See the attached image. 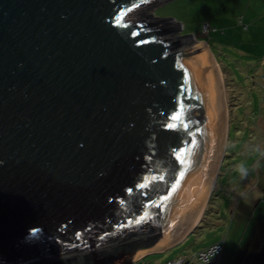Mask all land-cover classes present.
Segmentation results:
<instances>
[{
    "label": "water",
    "instance_id": "95a60500",
    "mask_svg": "<svg viewBox=\"0 0 264 264\" xmlns=\"http://www.w3.org/2000/svg\"><path fill=\"white\" fill-rule=\"evenodd\" d=\"M163 1L0 0V264H123L98 252L157 233L133 264L192 232L224 96L207 46L151 15Z\"/></svg>",
    "mask_w": 264,
    "mask_h": 264
},
{
    "label": "rangeland",
    "instance_id": "374dc122",
    "mask_svg": "<svg viewBox=\"0 0 264 264\" xmlns=\"http://www.w3.org/2000/svg\"><path fill=\"white\" fill-rule=\"evenodd\" d=\"M248 2L164 0L162 5L150 12L155 18L171 17L181 24L177 36L191 34L196 41L207 43L217 61L227 119L222 161L209 193L211 196L196 223L197 228L195 226L192 233L174 244V248L161 254H149L137 264L174 262L177 258L184 259L182 264H201L198 253L216 244L223 248L224 239L234 242L237 226L252 231L243 238V248L248 245L257 227L261 209L252 213L243 211L246 203L258 193L253 189H260L254 185L258 177L256 163L261 164L264 160V89H260L264 80V66L258 70L260 55H264V36L263 45L259 47L254 32L246 33L250 16L255 18ZM203 28H207V31ZM235 87L240 88L241 92H234ZM240 163L248 168L246 178H241L236 171V165ZM235 251L233 249L232 253ZM246 262H250V259ZM232 263L242 264L234 260Z\"/></svg>",
    "mask_w": 264,
    "mask_h": 264
},
{
    "label": "crops",
    "instance_id": "0c3cea01",
    "mask_svg": "<svg viewBox=\"0 0 264 264\" xmlns=\"http://www.w3.org/2000/svg\"><path fill=\"white\" fill-rule=\"evenodd\" d=\"M248 5H249L248 7L250 6L252 7V12L255 15V18L254 16L251 15L250 25L244 28L247 29L246 33H250V31L254 32L256 36V43L260 47L261 45H263L262 39L264 36V0H249ZM203 43L207 46L209 52L212 55L214 62L217 65V61L212 51L210 50L209 46L205 41ZM260 60L261 62L258 70H260L262 66H264L263 54L260 55ZM257 73L259 74V71H257ZM260 89L261 90L264 89V80L261 83ZM256 165H257L256 172L258 177L254 185L255 186L258 185L260 189H257L256 187H255L256 189H253L255 191L257 190L258 193L253 195L254 197L252 196V199L249 200L248 203H246L247 205L246 207H244L245 211H243L245 213L246 212L252 213L258 209H261L262 215L258 216L257 218V224H256L257 227L254 228L253 236L251 238L249 237L250 241L248 242V245L244 246L243 248L242 247L243 238L247 233H250L252 231H250L249 228L243 229L242 226H237L234 231H236L238 238L236 236L235 241L232 243L228 239H224L223 242L225 243V245L223 246V248L221 247L222 250L220 252V255L217 258H215V260L210 264H231L232 260H234L235 263L242 262V264H264V160L261 162V164L256 163ZM260 206L263 207L260 208ZM254 217L255 216H253V218ZM174 247L175 245L161 251L142 254L136 260L133 261V264H137L142 258H144L149 254H155V253L161 254ZM241 248L243 249L241 250ZM233 249H236L235 253H232ZM247 259H250V262H246Z\"/></svg>",
    "mask_w": 264,
    "mask_h": 264
},
{
    "label": "trees",
    "instance_id": "16d2710c",
    "mask_svg": "<svg viewBox=\"0 0 264 264\" xmlns=\"http://www.w3.org/2000/svg\"><path fill=\"white\" fill-rule=\"evenodd\" d=\"M160 21L163 23L166 22L165 19H160ZM233 91L241 92V89L240 88L237 89L235 87ZM238 94L241 95V93L239 92ZM238 106H240V103L238 104ZM157 237H158L157 233H152L148 231H141L139 233L138 232H127L122 237H115V238L110 239L108 242L110 245L101 249L98 252V254L100 257L125 255V256H131L132 258L137 252L143 249L152 247V245L156 242ZM216 245H219V244H216ZM78 258L79 257H76V256H66V257H63V258L61 257V258H58L52 261H44V262H39L36 264H77ZM81 260H82V264H92L90 260V256L88 254L81 256ZM177 260L179 259L178 258L175 259V261ZM167 263H159V264H167Z\"/></svg>",
    "mask_w": 264,
    "mask_h": 264
},
{
    "label": "built area",
    "instance_id": "2783aa9c",
    "mask_svg": "<svg viewBox=\"0 0 264 264\" xmlns=\"http://www.w3.org/2000/svg\"><path fill=\"white\" fill-rule=\"evenodd\" d=\"M203 29L205 30V32L207 31V28H203ZM220 252H221V247L219 245H214L207 251L200 252L198 254V259L200 260V262H202L201 264H210L215 260V258L218 257L217 255L220 254ZM183 262L184 259H179L175 262H168L167 264H182Z\"/></svg>",
    "mask_w": 264,
    "mask_h": 264
},
{
    "label": "clouds",
    "instance_id": "9594fccd",
    "mask_svg": "<svg viewBox=\"0 0 264 264\" xmlns=\"http://www.w3.org/2000/svg\"><path fill=\"white\" fill-rule=\"evenodd\" d=\"M0 163H3L0 161ZM236 171L240 174L241 178H246L248 173V168L245 166L244 163H240L236 165ZM27 239V238H26Z\"/></svg>",
    "mask_w": 264,
    "mask_h": 264
},
{
    "label": "flooded vegetation",
    "instance_id": "af4514ba",
    "mask_svg": "<svg viewBox=\"0 0 264 264\" xmlns=\"http://www.w3.org/2000/svg\"><path fill=\"white\" fill-rule=\"evenodd\" d=\"M118 257H119V255H118ZM121 257H123V261H122L123 264H129L131 256L121 255ZM102 264H104V263H102Z\"/></svg>",
    "mask_w": 264,
    "mask_h": 264
},
{
    "label": "bare ground",
    "instance_id": "6f19581e",
    "mask_svg": "<svg viewBox=\"0 0 264 264\" xmlns=\"http://www.w3.org/2000/svg\"><path fill=\"white\" fill-rule=\"evenodd\" d=\"M224 104H225V103H224ZM226 119H227V118H226ZM212 185H213V184H212ZM210 191H211V190H210ZM202 212H203V210H202ZM201 215H202V213H201ZM201 215H200V217H201ZM200 217H199V219L197 220V222H196V223H198V222H199V220H200ZM196 225H197V224H195V226H196ZM195 226H194V227H195ZM194 227H193V228H194ZM193 228H192V229H193ZM192 229H191V230H192ZM184 237H185V236H184ZM184 237H183V238H184Z\"/></svg>",
    "mask_w": 264,
    "mask_h": 264
},
{
    "label": "snow or ice",
    "instance_id": "6c2138e0",
    "mask_svg": "<svg viewBox=\"0 0 264 264\" xmlns=\"http://www.w3.org/2000/svg\"><path fill=\"white\" fill-rule=\"evenodd\" d=\"M178 118V117H177Z\"/></svg>",
    "mask_w": 264,
    "mask_h": 264
}]
</instances>
